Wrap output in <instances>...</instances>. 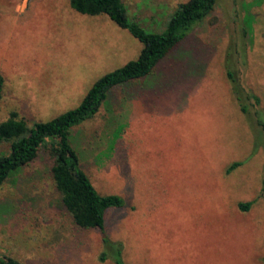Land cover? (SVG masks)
<instances>
[{
	"label": "rangeland",
	"instance_id": "obj_1",
	"mask_svg": "<svg viewBox=\"0 0 264 264\" xmlns=\"http://www.w3.org/2000/svg\"><path fill=\"white\" fill-rule=\"evenodd\" d=\"M124 1L136 21L162 31L187 0ZM241 1L218 0L151 76L116 89L115 120L103 105L72 129L98 191L127 200L107 212L106 230L128 264H264V134L239 109L227 77V50L244 39ZM250 9L247 62L235 66L264 109V1ZM142 48L107 15L78 13L69 0H0V122L17 112L32 127L76 108L97 79ZM234 162L241 164L228 171ZM52 163L41 149L0 187V255L22 264H115L99 259L100 230L75 225L61 207Z\"/></svg>",
	"mask_w": 264,
	"mask_h": 264
},
{
	"label": "trees",
	"instance_id": "obj_2",
	"mask_svg": "<svg viewBox=\"0 0 264 264\" xmlns=\"http://www.w3.org/2000/svg\"><path fill=\"white\" fill-rule=\"evenodd\" d=\"M71 7L84 15H107L118 26L130 31L143 43L139 57L116 68L95 81L80 105L68 110L49 121L36 122L32 127L12 112L10 117L0 122V147L9 144V152L0 154V187L25 166L39 156L42 149L52 158L50 173L61 207L71 216L75 225L99 229L102 235L103 250L99 259H111L115 264H128L123 257L124 245L114 240L106 230V215L112 208H122L127 200L120 194H101L82 165L72 129L74 126L93 118L103 105H106L111 120L113 114L112 94L118 88L123 93L131 90L134 83L151 76L160 62L170 55L201 22L215 10L218 0H187L180 3L171 13L166 27L154 31L144 27L129 13L124 0H69ZM264 0L241 1L245 10L242 26V44L236 43L227 50V77L232 85L236 102L242 113L251 115L261 126L264 134V109L260 107L261 97L247 88L241 78V69L247 62V47L251 43L254 14L251 7L260 5ZM249 41V44H248ZM238 44V48H234ZM5 79L0 73V101L3 97ZM133 96V95H131ZM123 99H129L126 95ZM112 100V101H111ZM7 146V145H6ZM4 147V146H3ZM4 152L0 148V153ZM234 162L228 171L239 166ZM252 202L240 203L247 210ZM264 259V257H263ZM0 264H22L9 255H0Z\"/></svg>",
	"mask_w": 264,
	"mask_h": 264
}]
</instances>
